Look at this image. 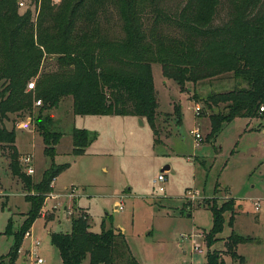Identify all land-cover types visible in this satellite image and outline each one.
<instances>
[{
    "label": "trees",
    "instance_id": "obj_1",
    "mask_svg": "<svg viewBox=\"0 0 264 264\" xmlns=\"http://www.w3.org/2000/svg\"><path fill=\"white\" fill-rule=\"evenodd\" d=\"M18 0H0V144L10 152L9 169L27 190L30 204L26 219L16 232L7 220L3 235L12 237L7 254L14 264L22 241L52 192L55 178L67 167L54 164L55 146L61 134L50 131L53 120L43 112L57 109L65 98L72 99L75 116H122L145 118L155 133L158 102L152 65L159 64L165 79L181 91L220 76L230 75L233 88L211 92L205 108L222 109L210 115L209 138L235 119L264 117V0H34L39 2L33 19L30 9L20 12ZM45 59L54 70L41 72ZM39 76L33 92L27 84ZM192 97L196 99L195 91ZM40 101L35 128L42 137L49 168L40 181L32 183L22 172L15 146V129L4 124L10 115L33 116ZM197 101V100H196ZM33 118V117H32ZM95 141L84 129L72 130L74 155L84 153ZM74 201V199H73ZM74 203V202H73ZM233 198L220 207H210L212 228L209 249L223 231L224 214ZM73 217L70 230L50 233V244L62 264H118L131 255L123 234L113 228L91 232L87 209ZM252 242L233 231L226 241L231 259L243 262L237 246ZM205 264H225L221 252H207Z\"/></svg>",
    "mask_w": 264,
    "mask_h": 264
},
{
    "label": "rangeland",
    "instance_id": "obj_2",
    "mask_svg": "<svg viewBox=\"0 0 264 264\" xmlns=\"http://www.w3.org/2000/svg\"><path fill=\"white\" fill-rule=\"evenodd\" d=\"M23 1L25 6L20 12L29 8L36 19L34 0ZM50 61L45 59L41 72L55 69ZM38 77L28 83L36 85ZM152 77L158 102L155 133L145 118H141L140 125L134 117L75 116L70 97L63 99L57 109L43 112L42 116L49 115L53 120L50 131L61 134L53 162L67 167L55 178L54 188L52 183L41 217L30 231L32 238L23 239V254L14 264H37V258L44 264H62L49 235L68 231L71 219L82 215L79 207L87 209L91 232H100L103 221L105 229L120 231L138 264H205L207 252L212 251L221 252L225 264H264V117L235 119L209 138L210 115L220 111L222 105L208 110L204 102L211 92L233 88L230 75L194 87L187 84L188 91H181L174 81L165 79L159 64L152 65ZM193 89L196 99L192 97ZM34 105L33 118L28 114L21 118L10 115L4 124L8 130L15 129L20 157H33V184L41 180L51 164L35 128L41 105ZM195 107L201 109L199 115ZM73 129H84L95 137L80 155L72 151ZM192 130L201 134L200 141ZM9 162L10 152L0 144V264H8L13 239L3 235L7 220L11 218L12 231L16 232L30 209L25 197L34 194L11 174ZM166 166L165 192L159 193L152 181ZM231 198L235 200L233 226L229 227L231 213L226 212L223 231L208 249L210 207L213 203L220 207ZM256 200L260 203L258 212L254 208ZM232 231L252 238L236 250L245 258L244 263L227 253L226 241ZM34 238L40 240L39 249L34 256H25ZM194 243L201 253L194 250ZM82 264H89V259ZM118 264H131L129 256Z\"/></svg>",
    "mask_w": 264,
    "mask_h": 264
},
{
    "label": "built area",
    "instance_id": "obj_3",
    "mask_svg": "<svg viewBox=\"0 0 264 264\" xmlns=\"http://www.w3.org/2000/svg\"><path fill=\"white\" fill-rule=\"evenodd\" d=\"M17 4H18L19 8H23L25 6V3H24L23 0H18ZM38 6H39V2L37 3V7H36V3H35V5L33 7L35 9L36 8L38 9ZM33 89H34V83H28L27 84V91H32ZM35 104L36 105H40V101L35 102ZM200 111H201V109L199 107H195V114L196 115H199ZM259 112H260V114L264 115V106H261L259 108ZM261 131L264 134V128L261 129ZM191 134L194 135L196 140H199V141L201 140V134L198 132V130H192ZM262 145L264 146V140L262 142ZM19 161H20V164H21V166H22V168L24 170V173L27 176H30V177L33 176L34 175V167H33V157H32V155L31 154H26L24 156H21ZM165 182H166V178H165V174L164 173L158 174L157 177L154 178L153 181H152V183L154 184V186H156L157 191L159 193L165 192V188H164V183ZM194 198H195V196L191 197V199H194ZM53 208L55 209V207H53ZM254 208H255L256 212L259 211V208H260L259 200H256L254 202ZM197 235H198V237L202 238V235H200L199 233ZM27 237H31L32 238V235L30 234V232H27L24 238H27ZM39 246H40V240L38 238H34L33 242H32V247L29 249L30 250V254H35L38 251ZM194 250H196L199 253L202 252V250L200 249V247L196 243H194ZM36 262H37V264H42L43 263L42 259H40V258H37Z\"/></svg>",
    "mask_w": 264,
    "mask_h": 264
},
{
    "label": "crops",
    "instance_id": "obj_4",
    "mask_svg": "<svg viewBox=\"0 0 264 264\" xmlns=\"http://www.w3.org/2000/svg\"><path fill=\"white\" fill-rule=\"evenodd\" d=\"M16 149L18 150V148L16 147ZM18 152H19V150H18ZM20 153V152H19ZM169 170V169H168ZM162 173H164L165 174V171L164 172H162ZM166 176V175H165ZM53 188H54V182H53ZM76 197H78V196H76ZM79 208H83V209H85L84 207H79ZM65 209H67V208H65ZM34 224V223H33ZM32 227H33V225H32ZM32 227H31V229L29 230V232L32 230ZM70 230V227H69V229H68V231ZM92 231V230H91ZM67 232V231H66ZM50 233V232H49ZM30 234H31V232H30ZM239 246V245H238ZM238 246H237V249H238ZM236 249V250H237ZM37 253V252H36ZM21 254H23V252H22V250H21V247H20V249H19V253H18V255H21ZM30 255V256H34L35 254H30V250H27L26 252H25V256H27V255ZM243 262L242 263H244L245 262V258L243 257ZM22 261H26V259L23 257L22 258ZM42 264H44V262L42 263Z\"/></svg>",
    "mask_w": 264,
    "mask_h": 264
},
{
    "label": "water",
    "instance_id": "obj_5",
    "mask_svg": "<svg viewBox=\"0 0 264 264\" xmlns=\"http://www.w3.org/2000/svg\"><path fill=\"white\" fill-rule=\"evenodd\" d=\"M138 122H139L140 125L143 124V122H142V120H141L140 118H138ZM168 169H169V167L166 166V167H164V168L161 170V172L167 171Z\"/></svg>",
    "mask_w": 264,
    "mask_h": 264
}]
</instances>
